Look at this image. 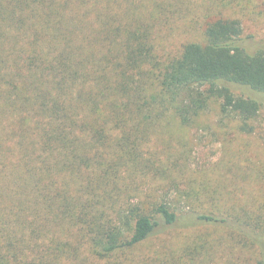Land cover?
I'll return each instance as SVG.
<instances>
[{
    "label": "trees",
    "instance_id": "obj_1",
    "mask_svg": "<svg viewBox=\"0 0 264 264\" xmlns=\"http://www.w3.org/2000/svg\"><path fill=\"white\" fill-rule=\"evenodd\" d=\"M101 1L0 0V264H136L134 247L183 219L161 186L174 180L155 131L216 107L250 134L263 106L264 50L238 20L156 51L113 27ZM191 211L204 224L250 220Z\"/></svg>",
    "mask_w": 264,
    "mask_h": 264
},
{
    "label": "rangeland",
    "instance_id": "obj_2",
    "mask_svg": "<svg viewBox=\"0 0 264 264\" xmlns=\"http://www.w3.org/2000/svg\"><path fill=\"white\" fill-rule=\"evenodd\" d=\"M99 6L113 27L150 38L156 51L202 43L206 26L218 19L238 20L245 44L264 50V0H102ZM90 16L94 20L95 11ZM257 98L263 106L250 122V134L212 107L193 127L167 117L175 125L150 135L149 145L159 158L171 156L169 179L174 182L161 186L178 201L184 220L134 247L136 264H264V234L252 232L263 231L264 225L255 229L251 223L254 214L264 215V94ZM191 193L199 203L182 197ZM191 210L235 217L240 223L245 214L250 220L240 226L204 224Z\"/></svg>",
    "mask_w": 264,
    "mask_h": 264
}]
</instances>
